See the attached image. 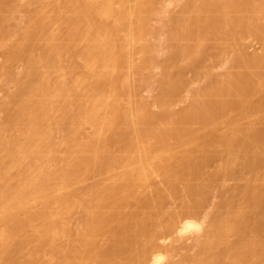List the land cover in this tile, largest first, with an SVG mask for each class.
Here are the masks:
<instances>
[{
    "label": "bare ground",
    "instance_id": "obj_1",
    "mask_svg": "<svg viewBox=\"0 0 264 264\" xmlns=\"http://www.w3.org/2000/svg\"><path fill=\"white\" fill-rule=\"evenodd\" d=\"M0 55V264H264V0H0Z\"/></svg>",
    "mask_w": 264,
    "mask_h": 264
},
{
    "label": "rangeland",
    "instance_id": "obj_2",
    "mask_svg": "<svg viewBox=\"0 0 264 264\" xmlns=\"http://www.w3.org/2000/svg\"><path fill=\"white\" fill-rule=\"evenodd\" d=\"M254 47H258L257 44H254L252 48ZM2 62V56L0 55V64ZM19 66L18 65H15L14 66V69L15 70H18ZM1 73V72H0ZM11 85H2L0 83V101L2 100L3 97H5V95L7 94L8 90L10 89ZM193 233H188L184 236V240H183V243L181 244H177V248H178V251H181V252H185V251H188V250H192V244H193ZM169 239V238H168ZM169 240H166L165 242H168ZM175 260L178 259V256L177 254L175 255Z\"/></svg>",
    "mask_w": 264,
    "mask_h": 264
}]
</instances>
